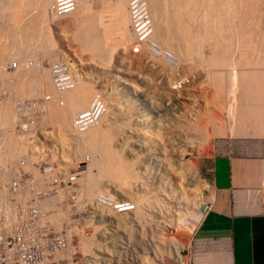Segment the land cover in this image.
I'll use <instances>...</instances> for the list:
<instances>
[{
    "label": "rangeland",
    "instance_id": "374dc122",
    "mask_svg": "<svg viewBox=\"0 0 264 264\" xmlns=\"http://www.w3.org/2000/svg\"><path fill=\"white\" fill-rule=\"evenodd\" d=\"M37 1L0 0V181L4 184L16 175L20 157L27 162H36L40 156L53 160L60 168L79 177L80 195L86 199L99 191H107L115 192L119 199L133 200L136 209L131 214L103 212L110 218L125 221L132 215L133 220L146 219L143 223L147 240L153 245L149 260L160 255L164 263L158 264H175L169 250L173 239L183 245L182 241L189 238L209 207L211 184L201 170L200 150L208 137L207 130L216 122L215 117L230 120L234 127L253 135H264V0H214L216 7H220L217 10L223 17L225 24L222 25L227 26L226 30L221 27V33L215 32L221 23L217 26L212 5V11L207 6L209 0L197 2L198 5L197 0H191V7L188 4L187 9H192V14L182 4L187 0H158L163 11L155 16L149 6L159 38V41L153 38L157 43L152 42L159 48L162 46L161 50L166 47L164 54L176 53L179 57L175 63L139 45L131 20L127 21L130 40L118 37L114 0H88L84 9L80 7L75 14L71 12L62 17H54L50 5L42 9L47 1L45 4V0H39L41 4ZM124 1L127 7L128 0ZM79 9L90 16L81 18L79 14L83 13H78ZM80 22L92 23L90 26H94L87 28L90 32L96 28L99 36L94 30L90 34ZM207 30L211 35L204 37ZM85 34L92 38L86 35L90 39H85ZM13 61L17 67L11 70L9 64ZM55 61L68 66L73 86L56 88L49 72ZM78 82L91 89L88 107L79 104L78 108L87 110L96 96L105 103L104 117L93 126L104 129L105 140L95 142L94 146L73 130V118L83 110L73 107L76 106L73 99L69 100L72 105L69 103L71 97L66 100L55 96V93L72 91ZM45 94L48 95V101L44 102L45 129L39 132L37 128L34 135L16 130L15 99H38ZM107 146L113 155L107 159H112V167L117 168L111 169L112 176L102 174L105 169L102 163L106 166L107 159L98 163L100 150ZM117 159L123 161V169L113 166V160ZM23 170L30 171L27 167ZM94 175V180L102 176V185L95 192L84 194V180ZM28 194L21 191L18 197L27 199ZM52 198L45 199L42 207L46 208ZM57 202L56 208H59ZM64 217V212L58 210L49 220L59 228ZM103 222L101 225L107 224V220ZM137 224L140 223L132 226L134 239Z\"/></svg>",
    "mask_w": 264,
    "mask_h": 264
},
{
    "label": "built area",
    "instance_id": "2783aa9c",
    "mask_svg": "<svg viewBox=\"0 0 264 264\" xmlns=\"http://www.w3.org/2000/svg\"><path fill=\"white\" fill-rule=\"evenodd\" d=\"M75 7L76 0H51L50 3L51 13L55 17L65 16ZM142 7L143 0H129L136 37L139 42L145 43L150 52L170 60L172 55L168 52L164 54L149 39L151 27L145 11L141 10ZM16 67L14 61L9 64L11 70ZM49 72L58 90L68 88L72 84L70 69L64 62H53ZM47 99V94L38 99H15V129H22L26 131L25 134L33 135L37 128L39 132L44 130V102ZM101 101L102 98L96 96L87 110L73 118L74 131L81 133L102 120L105 107ZM30 127L33 129L28 130ZM38 159L36 162H27L26 158H18L16 175L4 184L0 181V264L164 263L160 255L152 261L149 260L150 247L153 245L147 240L143 223L146 219L133 220L132 215L125 221L120 217L110 218L103 212L110 210L114 214H131L136 209L133 200L119 199L116 194L107 191H99L91 199H86L80 195L79 177L60 168L53 160L41 156ZM25 167L31 172L23 170ZM21 191L24 194L29 192L27 199H19ZM48 198L52 200L43 208L41 203ZM56 200L59 208H56ZM58 210L63 211L65 217L61 226L55 228L49 217ZM104 220H107V224L101 225L105 223ZM136 223L140 224L135 226L134 239L132 226ZM157 246L163 248L161 243ZM184 250H180L182 264H190L188 258H183ZM174 260L176 264H180L177 259Z\"/></svg>",
    "mask_w": 264,
    "mask_h": 264
},
{
    "label": "crops",
    "instance_id": "0c3cea01",
    "mask_svg": "<svg viewBox=\"0 0 264 264\" xmlns=\"http://www.w3.org/2000/svg\"><path fill=\"white\" fill-rule=\"evenodd\" d=\"M215 120L200 150L211 184L209 207L182 241L183 258L190 264H264V135Z\"/></svg>",
    "mask_w": 264,
    "mask_h": 264
},
{
    "label": "bare ground",
    "instance_id": "6f19581e",
    "mask_svg": "<svg viewBox=\"0 0 264 264\" xmlns=\"http://www.w3.org/2000/svg\"><path fill=\"white\" fill-rule=\"evenodd\" d=\"M2 1V0H1ZM35 1H37V0H35ZM44 1V0H43ZM47 1V2H46ZM51 0H45L44 2H43V4H45V2H46V4H45V6L43 5V10H44V8H46V9H48L47 7L50 5L49 4V2H50ZM127 1V0H126ZM190 1L191 0H187V1H185L184 2V0H183V2L184 3H182L184 6L186 5V10H188L187 8V5L188 4H190ZM200 1H201V3H202V1H204V0H197L196 1V4H197V2L198 3H200ZM231 1V0H230ZM236 1V0H235ZM21 2V1H20ZM37 2H39V0L37 1ZM77 2V4H76V9H74L73 11H75L74 13H76V11L78 10V8H80L81 7V9H82V7H83V9L86 7V5L88 4V0H79V2H78V0L76 1ZM91 2V1H90ZM109 2V1H108ZM114 2V11H115V17H116V26H117V30L116 31H118V37L120 36L121 38H125V40H127V39H129L130 37V35H128V33H130V32H128V28H127V26L129 25V23H127V21L128 20H131L130 22H132V17H131V13H130V10H129V0H128V4H127V7H126V2L124 1V0H114L113 1ZM149 2H150V5H149ZM207 2V1H206ZM13 3V2H12ZM36 3V2H35ZM40 3V2H39ZM38 3V4H39ZM42 3V2H41ZM40 3V4H41ZM192 3V2H191ZM195 3V2H194ZM193 3V4H194ZM203 3H205V1L203 2ZM209 5H207V6H209L208 8H210V6L211 7H213V11L215 12L214 13V15H212L213 17H215V20L217 19V22H218V24H217V26H218V28H217V30L215 31V32H217V33H221V27L223 26V27H225L224 25H222V24H225L224 23V20L222 19L221 20V18H223V17H221L222 15L221 14H219V12H218V10L220 9V7H216V2L214 3V0H209L208 2H207ZM206 3V4H207ZM220 3H222V2H220ZM227 3H229V2H227ZM232 3V2H231ZM48 4V5H47ZM107 4V3H106ZM125 4V5H124ZM233 4V3H232ZM18 5V4H17ZM198 5V4H197ZM221 5V4H220ZM230 5V4H229ZM151 7V11H152V13H154V15L153 16H155V15H157L158 13H159V11L161 10V7L159 6V3H158V0H143V7H144V9H143V7L141 8V10H143V11H145V13H146V15H147V20L149 21V23H150V27H151V33H150V40L152 41H154L155 43H157L155 40H157V41H159L158 39V36L156 35V34H158L157 32V29H155V31H154V28H153V23H152V21L154 20V19H152V17H151V12H150V7ZM162 6V5H161ZM179 6V5H178ZM189 6V5H188ZM193 6V5H192ZM195 6V5H194ZM169 7V6H168ZM180 7V6H179ZM189 7H191V4H190V6ZM234 7V6H233ZM87 8H89V7H87ZM109 8V7H108ZM128 8V9H127ZM196 8V7H195ZM198 8V7H197ZM203 8V7H202ZM227 8V7H226ZM194 9V8H193ZM201 9V8H200ZM199 9V10H200ZM218 9V10H217ZM224 9V8H223ZM88 10V9H87ZM128 10H129V13H130V15H128ZM185 10V9H184ZM210 10L212 11V8H210ZM230 10H232L231 8H230ZM9 11H11V10H9ZM40 11V10H39ZM73 11H72V14H74L73 13ZM80 9H79V12L78 13H80ZM89 11V10H88ZM161 11H163V10H161ZM160 11V12H161ZM189 12L190 11H192V9L190 10V8H189V10H188ZM196 11V10H195ZM207 11V10H206ZM210 11V12H211ZM46 12V11H45ZM48 12V11H47ZM82 13L84 12V10H82L81 11ZM85 12H87L86 11V9H85ZM194 11H192V12H190L189 14H192ZM197 12V11H196ZM199 12V11H198ZM71 13V12H70ZM70 13H68V14H70ZM91 13V12H90ZM156 13V14H155ZM169 13V12H168ZM68 14H66V15H68ZM86 14H88V13H83L82 15H80L79 14V16L81 17V18H83L84 17V15L86 16ZM204 14V13H203ZM211 14H213V12L211 13ZM65 15V16H66ZM165 15V14H164ZM207 15V14H206ZM227 15V14H226ZM88 16H90L89 14H88ZM87 16V18H89ZM92 16V15H91ZM130 16V17H129ZM189 16H191V15H189ZM196 16V15H195ZM199 16V15H198ZM204 16V15H203ZM55 17V16H54ZM79 17V18H80ZM93 17H95V16H93ZM192 17V16H191ZM212 17V18H213ZM225 17V16H224ZM80 18V19H81ZM86 18V19H87ZM97 18V17H96ZM105 18V17H104ZM128 18H130V19H128ZM162 18V17H161ZM182 18V17H181ZM195 18V17H194ZM204 18V17H203ZM206 18V17H205ZM211 18V19H212ZM220 18V19H219ZM79 19V20H80ZM165 19V18H164ZM202 19V18H201ZM218 19H219V21H218ZM78 20V19H77ZM84 20V19H83ZM83 20H81V21H83ZM89 20H90V18H89ZM92 20V19H91ZM90 20V22H93V24H97V22H95V21H91ZM161 21V24H162V19H160ZM192 20V19H191ZM210 20V19H209ZM227 19H225V21H226ZM84 21H87V20H84ZM157 21H158V19H157ZM193 21V20H192ZM196 21V20H195ZM221 21H223V22H221ZM89 22V24L87 23V24H85L84 22V24H82L81 22H80V24H82V26H84V27H86L87 28V26H88V28H89V26L92 24V23H90ZM165 22V21H164ZM201 22V21H200ZM214 22H216V21H214ZM220 22V23H219ZM104 23V22H103ZM159 23V22H158ZM194 23V22H193ZM202 23V22H201ZM208 23V22H207ZM213 23V22H212ZM211 23V24H212ZM233 23V22H232ZM156 24H157V22H156ZM204 24H206L205 22H204ZM166 25V24H165ZM181 25V24H180ZM190 25V24H189ZM207 25H209V24H207ZM216 25V24H215ZM81 26V25H80ZM92 26H94V25H92ZM92 26H90V27H92ZM113 26H114V24H113ZM185 26V25H184ZM187 26V25H186ZM211 26V25H210ZM216 26V27H217ZM96 27V26H95ZM156 27H157V25H156ZM227 27V26H226ZM226 27L224 28L225 30H226ZM86 28H85V32L86 33H89L90 32V30L88 29L87 31H89V32H87L86 31ZM111 28V27H110ZM109 28V29H110ZM132 28H133V26H132ZM184 28V27H183ZM188 28V27H187ZM206 28V27H205ZM82 29V28H81ZM96 28H94V29H92L91 28V32H93V30L96 32V30H95ZM98 29V28H97ZM185 29V28H184ZM183 29V30H184ZM209 29V28H208ZM186 30V29H185ZM189 30V29H188ZM187 30V31H188ZM133 31H134V29H133ZM206 31V30H205ZM210 31L211 32H213L211 29H210ZM209 31V32H210ZM91 32H90V34H91ZM208 32V30H207V32L205 33L206 35H204V37L205 36H207V35H211V33H209ZM215 32H213L214 34H215ZM15 33V32H14ZM134 33H135V31H134ZM186 33V32H185ZM184 33V34H185ZM189 33L191 34V30H189ZM212 33V34H213ZM216 33V34H217ZM224 33V32H223ZM17 34V33H16ZM94 34V33H93ZM92 34V35H93ZM96 34H97V32H96ZM96 34H94L95 36H96ZM131 34V33H130ZM194 34V33H193ZM196 34V33H195ZM203 34V33H202ZM86 35H88V34H85V39H90L89 37H91L92 38V36H90V35H88L87 36V38H86ZM98 35V34H97ZM186 35V34H185ZM192 35V34H191ZM190 35V36H191ZM198 34H196V36H197ZM224 35V34H223ZM83 36H84V33H83ZM99 36V35H98ZM115 36V35H114ZM135 36H136V34H135ZM154 36V37H153ZM217 36V35H216ZM220 36V35H219ZM12 37V36H11ZM97 37V36H96ZM129 37V38H128ZM194 37V36H193ZM193 37H191V38H193ZM212 37H215V36H212ZM224 37V36H223ZM231 37V36H230ZM153 38H155V40L153 39ZM158 38V39H157ZM189 38V37H188ZM197 38V37H196ZM207 38H209V37H206V39ZM210 38H211V36H210ZM216 38V37H215ZM218 38V37H217ZM237 38V37H236ZM33 39V38H32ZM87 39V40H88ZM94 39H95V37H94ZM97 39H99V38H96L95 40H97ZM133 39V38H132ZM222 39V38H221ZM130 40V39H129ZM136 40H137V43H139V45H144V49L146 48V46H145V43H142V42H139V40H138V38L136 37ZM185 40V39H184ZM92 41V40H91ZM162 41V40H161ZM213 41V40H212ZM219 41H220V38H219ZM97 42V41H96ZM207 42V41H206ZM221 42V41H220ZM88 43V42H87ZM94 43V42H93ZM160 43V42H159ZM214 43V42H213ZM226 43V42H225ZM95 44V43H94ZM93 44V45H94ZM128 44V43H127ZM160 44H162V43H160ZM164 44V43H163ZM162 44V45H163ZM195 44V43H194ZM193 44V45H194ZM202 44V43H201ZM206 44V43H205ZM208 44V43H207ZM217 44V43H216ZM211 45H213L214 46V44H211ZM219 45H222V44H220L219 43ZM96 46H98L97 44H96ZM96 46H94L95 48H96ZM160 46V45H159ZM201 46V45H200ZM205 46V45H204ZM213 46H212V48H213ZM6 47V46H5ZM88 47V46H87ZM162 46H160V48H161ZM163 47H165L164 45H163ZM189 47V46H188ZM211 47V46H210ZM215 47V46H214ZM3 48V47H2ZM216 48V47H215ZM4 49V48H3ZM97 49H98V47H97ZM96 49V50H97ZM166 49V47L164 48V49H162V52H163V50H165ZM216 49H218V47L216 48ZM221 49H222V47H221ZM5 50V49H4ZM170 50V49H169ZM189 50V49H188ZM215 50V49H214ZM22 51V50H21ZM167 51H168V49H167ZM172 51V50H171ZM146 52V51H145ZM169 52V51H168ZM216 52H218V51H216ZM221 52V51H220ZM171 53V52H170ZM172 53H174V52H172ZM215 54V53H214ZM217 55H219L218 53H216ZM221 54V53H220ZM212 55V54H211ZM178 56V55H177ZM176 56V53H175V55L173 54L172 56H171V59L169 60L170 62H172V63H175L176 61H178L177 60V58L179 57H177ZM155 57V56H154ZM177 57V58H176ZM217 58V57H216ZM223 58H225V57H223ZM210 59V58H209ZM222 59V58H221ZM220 60V59H219ZM162 61V60H161ZM221 61V60H220ZM225 61V60H224ZM207 62V61H206ZM210 62H212V61H210ZM165 63V62H164ZM178 63V62H177ZM214 63V62H213ZM215 63H217V62H215ZM220 63V62H219ZM179 67V66H178ZM243 69V68H242ZM38 70V69H37ZM215 70V69H214ZM214 70H212V71H214ZM36 72V71H35ZM38 72V71H37ZM41 72V71H40ZM238 72V71H237ZM220 73V72H219ZM230 74V73H229ZM5 75V74H4ZM45 75V74H44ZM222 75V74H221ZM230 75H232L233 76V74H230ZM7 76V75H6ZM213 76V75H212ZM214 76L216 77V75L214 74ZM217 76H219V75H217ZM244 76V75H243ZM12 77V76H11ZM214 77V78H215ZM240 77V76H239ZM13 78V77H12ZM40 78V77H39ZM72 79V78H71ZM217 79H218V77H217ZM217 79H215V83H217L216 82V80ZM222 79V78H221ZM238 79V78H237ZM239 79H241V78H239ZM38 80V79H37ZM233 80V79H232ZM245 80V79H244ZM73 79H72V84L70 85V86H68V88L69 87H71V86H73ZM218 81H220V79H218ZM222 81V80H221ZM224 81V80H223ZM229 81V80H228ZM246 81V80H245ZM38 82V81H37ZM230 82V81H229ZM239 82V81H238ZM241 82H242V80H241ZM249 82V81H248ZM250 83V82H249ZM39 84V83H38ZM37 84V85H38ZM253 84V83H252ZM76 85V84H75ZM238 85V84H237ZM40 86V85H39ZM88 86V85H87ZM86 86V84H84V83H79L78 82V84H77V87L76 86H74V89H72V91H67V92H65V91H62V92H65V93H55V96H57V97H60V98H62V99H68V97H71V99H68V101L70 100H72L73 99V101H74V103L73 104H76V106H74L73 105V107H75L76 109L78 108L77 107V105H79L80 104V106L82 105L83 107L84 106H87V101L89 100V97H90V95L89 94H91V89H89L88 87ZM241 86V85H240ZM244 86H245V84H244ZM228 87V86H227ZM249 87V86H248ZM46 89V88H45ZM225 89V88H224ZM71 90V89H70ZM220 90V89H219ZM58 92H61V91H58ZM52 93V95L54 94L53 92H51ZM225 93V92H224ZM253 95V94H252ZM263 95V94H262ZM56 97V98H57ZM224 97V96H223ZM252 98V97H251ZM257 98V97H256ZM263 98V97H262ZM58 99V98H57ZM66 99V100H67ZM91 99V98H90ZM53 100H56V99H53ZM257 100V99H256ZM48 101V100H47ZM65 101V100H64ZM68 101H66V102H68ZM69 101V103H71ZM75 102H77V103H75ZM252 102H253V100H252ZM72 103H71V105H72ZM103 103V102H102ZM105 104V103H104ZM70 105V104H69ZM231 105V104H230ZM80 106H79V108H78V110L79 109H81L80 108ZM72 107V106H71ZM72 107V108H73ZM88 107V106H87ZM85 108V107H84ZM84 108H82L81 110H83ZM237 108V107H236ZM88 109V108H87ZM78 110H77V112H78ZM17 111V110H16ZM75 111L76 110H74L73 112L75 113ZM83 111H85V110H83ZM106 111V110H105ZM252 111V110H251ZM72 112V113H73ZM239 112V111H238ZM249 112V111H248ZM254 112V111H253ZM263 112V111H262ZM79 113H80V110H79ZM250 113V112H249ZM248 113V114H249ZM7 114V113H6ZM5 114V115H6ZM104 114H105V112H104ZM104 114H103V116H102V118L104 117ZM256 114V113H255ZM3 116V115H2ZM9 117V116H8ZM258 117V116H257ZM4 118V117H3ZM2 118V119H3ZM5 119V118H4ZM6 124V123H5ZM17 124V123H16ZM98 126V127H97ZM96 127H93V128H91V129H89V130H85V131H83V132H81V133H78V135L79 134H81L80 136H82L83 137V139L85 140V142H87V143H90V144H92L93 146H94V144H95V142H96V144L98 143V142H100L101 143V141L105 138V136H104V129H102V128H100L99 127V125H97ZM6 128V127H5ZM95 131V132H94ZM106 131V130H105ZM10 132V131H9ZM10 134H11V132H10ZM79 136V137H80ZM82 139V138H81ZM105 140V139H104ZM106 142V141H105ZM99 144V143H98ZM89 145V144H88ZM91 145V146H92ZM91 146H89V147H91ZM97 146H99V145H97ZM94 148V147H93ZM95 148H96V146H95ZM99 148V147H98ZM101 149V148H100ZM104 150H100V154H99V156H100V158L98 159V161L100 160V161H102V162H104L105 161V159H107L109 156H110V149H109V146H107L106 147V149L105 148H103ZM93 150V149H92ZM95 150V149H94ZM101 151H103V152H101ZM113 151V150H112ZM98 154V153H97ZM118 154V153H117ZM112 155V154H111ZM115 156H116V154H114ZM113 156V155H112ZM106 157V158H105ZM112 158V157H111ZM116 158V157H115ZM118 158V157H117ZM119 158H121V157H119ZM97 160V159H96ZM97 161V162H98ZM98 162V163H101V162ZM107 161V163H106V166H105V164H103L102 163V165H104L103 167H105V171L103 170V173L102 174H108V175H111L112 176V174H111V172L113 173L114 171H112L111 169H113L114 167H112V159H107L106 160ZM123 163V161H121V160H119V159H117L116 161L115 160H113V164H115V165H113V166H115V167H118L119 169H123L124 167H122V166H124V163ZM94 164V163H93ZM17 169V168H16ZM114 169H116L117 170V168H114ZM9 174V173H8ZM100 176V175H99ZM98 176V178L96 179V180H94L95 179V175H94V177H91V178H86V180H84V183H83V189H84V191H85V193L84 194H90V193H93V192H95L96 191V188L102 183V179H101V177H99ZM114 176H115V174H114ZM97 177V176H96ZM106 177H108V176H106ZM113 183V182H112ZM116 183V182H115ZM102 185V184H101ZM121 186V185H120ZM118 188V187H117ZM98 189V188H97ZM119 189V188H118ZM115 191V190H114ZM115 193V192H114ZM117 193V192H116ZM27 195V194H26ZM20 196V195H19ZM22 196V195H21ZM86 196H91V195H86ZM118 196V195H117ZM26 198V197H25ZM87 199H88V197H87ZM1 205V204H0ZM137 211V210H136ZM61 215V214H60ZM60 218V217H59ZM172 244V248H170L169 250H170V253L171 254H173L174 256H173V258H175V259H177L178 261H179V263L180 264H182V262H183V260H182V254L180 253V250H182L183 249V245L182 244H180L179 242H178V240H176V239H173V242L171 243ZM177 248V249H176ZM160 259H162V256H160ZM150 264H153L152 262H150Z\"/></svg>",
    "mask_w": 264,
    "mask_h": 264
}]
</instances>
